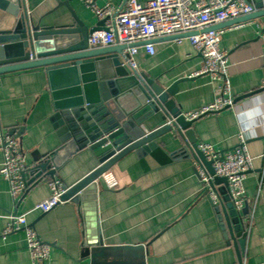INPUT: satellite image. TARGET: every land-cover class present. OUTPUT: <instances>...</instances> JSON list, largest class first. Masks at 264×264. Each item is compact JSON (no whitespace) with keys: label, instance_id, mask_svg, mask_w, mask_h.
<instances>
[{"label":"crops","instance_id":"0c3cea01","mask_svg":"<svg viewBox=\"0 0 264 264\" xmlns=\"http://www.w3.org/2000/svg\"><path fill=\"white\" fill-rule=\"evenodd\" d=\"M122 1L97 3L118 5ZM252 1L256 4L261 0ZM23 2L30 21L40 26L71 23L65 3L88 28L97 22L81 0ZM262 24L264 16L220 27L219 48L228 54L229 94L233 100L251 94L230 107L196 118L191 126L197 143L207 142L224 152L234 148L239 132L246 137L252 168L243 181L247 209L241 215L246 233L242 249L237 251L235 232L231 236L227 230L219 198L214 202L204 194L199 164L187 157L185 140L173 128L156 138L165 160L159 162L150 154L139 155L131 150L110 167L119 186H98L96 225L103 246L113 259L125 264H264V45L259 39ZM172 36L154 38L153 54L138 42L134 60L137 73L164 88L175 84L170 97L183 114L210 103L222 83L206 74L195 75L201 66V55L186 36ZM161 116L160 110L148 115L141 128L148 131L158 126L163 122ZM65 126L66 120L53 105L43 67L0 75L2 131L14 134L28 165L38 154H54L58 150L54 176L70 186L97 166L98 156L88 147L75 150L78 142L71 141V132L63 130ZM1 161L0 151V164ZM49 179L47 176L37 184L32 182L24 194L14 199L7 181L0 176V264H31L24 231L3 234L10 213H25L39 238L50 244L43 264H89V259L82 256L84 222L76 203H59L47 212L33 209L48 196ZM214 187L222 199L226 194L224 185L218 183ZM244 219L249 221L247 227Z\"/></svg>","mask_w":264,"mask_h":264},{"label":"water","instance_id":"95a60500","mask_svg":"<svg viewBox=\"0 0 264 264\" xmlns=\"http://www.w3.org/2000/svg\"><path fill=\"white\" fill-rule=\"evenodd\" d=\"M23 1L0 0V75L43 67L53 105L66 120L63 130L69 129L73 138L71 141L78 142L75 150L88 147L98 156L97 166L68 186L61 196L62 200L68 199L78 205L83 219L82 256L89 259V264H125L113 259L99 235L95 205L99 186L97 179L131 150L139 155L150 154L159 162L165 160L161 155L164 151L156 138L173 128L185 140L189 151L187 157H192L212 177L204 194L209 196V191L217 193L215 184L224 185L226 194L222 199L217 193L220 208L229 234L233 236L235 232L239 252L246 235L241 215L246 213L247 205L244 204L239 212L234 209L227 194L226 178L214 174L212 161L206 160L198 149L191 128L195 119H186L170 97L175 84L164 88L123 64L122 50L133 44L88 47L86 38L92 31L101 28V21L88 28L65 3L73 19L71 23L40 26L30 21ZM255 5L256 11L209 26L208 29L264 16V0ZM192 33L195 32L172 37ZM249 94L236 98L233 103ZM159 110L163 122L148 131L143 130L140 126L142 121ZM57 153L58 150L54 154H38L33 159L29 168L32 174L30 181L37 184L47 176H54L58 167ZM215 207L219 209V206Z\"/></svg>","mask_w":264,"mask_h":264},{"label":"built area","instance_id":"2783aa9c","mask_svg":"<svg viewBox=\"0 0 264 264\" xmlns=\"http://www.w3.org/2000/svg\"><path fill=\"white\" fill-rule=\"evenodd\" d=\"M81 1L93 12L97 21L102 22L100 29L92 31L87 36V46L93 48L133 44L122 50L123 64L133 70H136L134 55L137 52L138 42H144L145 50L153 54L152 39L195 32L186 36L202 58L201 66L194 74L209 75L213 79L220 80L222 84L219 94L210 103L183 113L186 119H196L234 104L229 94L228 54L227 51L219 48L222 29H208V27L256 11V5L252 0H146L145 2L123 0L118 5L108 2L99 5L97 0ZM259 39L264 45L263 24ZM262 86H264V80ZM197 147L206 160L212 161L214 174L226 178L227 194L234 209L239 212L245 203L243 181L252 168V157L247 150L244 133L239 132L234 148L225 152L216 150L207 142H199ZM0 151L2 153L0 176L7 181L9 192L16 199L32 184L30 165L27 164L25 152L14 134L2 131L1 127ZM198 175L204 191L212 177L202 165L198 167ZM97 182L108 189L119 186V180L111 168L103 171ZM47 185L48 196L33 207L40 212H47L57 204L69 201L61 199L68 186L60 178L51 177ZM208 195L214 202L218 199V194L214 191H209ZM6 218L7 223L3 234L22 229L25 233V245L31 264H43L49 256L50 244L39 238L35 228L27 221L26 214L10 213ZM243 223L246 227L249 225V221L245 219Z\"/></svg>","mask_w":264,"mask_h":264}]
</instances>
